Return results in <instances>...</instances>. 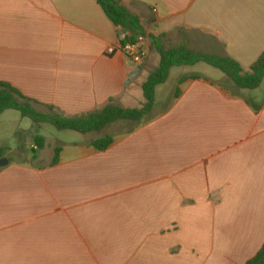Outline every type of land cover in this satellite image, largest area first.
Returning a JSON list of instances; mask_svg holds the SVG:
<instances>
[{
    "label": "crops",
    "instance_id": "crops-1",
    "mask_svg": "<svg viewBox=\"0 0 264 264\" xmlns=\"http://www.w3.org/2000/svg\"><path fill=\"white\" fill-rule=\"evenodd\" d=\"M120 2L147 34L140 65L108 54L119 30L97 0H0V84L38 102L39 112L75 117L111 102L144 103L143 85L161 60L152 36L167 49L229 56L245 70L264 53V0ZM198 65L174 80L204 78L187 80L177 100L113 136L107 150L94 149L89 134L58 138L57 165L47 144L36 160L0 170V264H247L256 256L264 245V81L234 94L223 74ZM13 139L18 146L16 132L0 146L14 151Z\"/></svg>",
    "mask_w": 264,
    "mask_h": 264
},
{
    "label": "trees",
    "instance_id": "trees-1",
    "mask_svg": "<svg viewBox=\"0 0 264 264\" xmlns=\"http://www.w3.org/2000/svg\"><path fill=\"white\" fill-rule=\"evenodd\" d=\"M109 20L127 34L125 40H120L122 45L136 43L139 37H146L145 28L141 18L123 6L120 0H97ZM163 36L151 37L153 48L160 55V65L147 79L143 85L144 104L141 108H123L113 102L100 110L81 115L65 116L57 112L53 107H48L47 113L39 112L35 105L38 102L24 96L19 90L9 84H0V115L9 110L18 111L23 118H28L34 125L49 124L58 131H73L83 135L101 132L108 126L118 122L134 123L135 128L148 123L154 119L151 113L156 106L157 89L164 85L170 78L171 70L175 67L195 66L206 64L219 70L226 78V88L234 94H239L243 90L253 91L262 85L264 81V53L248 69L245 70L241 65L229 56H219L192 50L186 46L166 48L163 44ZM204 76L193 74L183 76L178 80V87L174 99L177 100L181 95L180 86L187 80H198ZM114 138L105 136L91 142V146L97 151L107 150ZM35 148L32 151L33 160L37 159L38 151L46 148V138L37 135L34 139ZM63 147L58 146L54 149L51 166L57 165L60 161V154ZM8 158L11 161V148L7 145L0 146V159ZM247 264H264V245L260 251L247 262Z\"/></svg>",
    "mask_w": 264,
    "mask_h": 264
},
{
    "label": "rangeland",
    "instance_id": "rangeland-1",
    "mask_svg": "<svg viewBox=\"0 0 264 264\" xmlns=\"http://www.w3.org/2000/svg\"><path fill=\"white\" fill-rule=\"evenodd\" d=\"M204 53V52H203ZM208 54V53H207ZM182 69L191 70V68H177L174 70L171 81L167 83V85L161 87V91L159 92V102L157 106H155L154 111L151 113V117H155L163 111L169 105V102L175 96L176 89L178 87L177 79L174 80V77L179 74ZM194 71L202 72V73H210L214 75H221L222 73L219 70L212 68L206 64H199L194 68ZM145 75H143L140 79H145ZM262 89L264 91V83L262 85ZM144 104V103H143ZM143 104L137 108H141ZM40 110V108H39ZM43 110V109H42ZM135 127L134 123L130 122H118L112 124L105 128L101 132H95L88 135L89 139L101 138L105 136H116L118 134L126 133ZM16 132V142H18V146L14 143L15 139L11 141L14 147V151L11 152V159L17 160L24 157H32V151L35 148L34 139L37 135H43L46 138V144L48 146H54V149L58 146H61L58 138L60 140H78L79 133L69 132V131H58L54 126L49 124H41L34 125L32 121L28 118H23L18 111L9 110L0 115V137L9 136V133ZM83 137V136H82ZM18 147V152L15 151L16 147ZM56 145V146H55ZM8 146V145H7ZM10 147V146H9ZM39 153V151H38ZM37 153V155H38ZM54 155V154H53Z\"/></svg>",
    "mask_w": 264,
    "mask_h": 264
},
{
    "label": "built area",
    "instance_id": "built-area-1",
    "mask_svg": "<svg viewBox=\"0 0 264 264\" xmlns=\"http://www.w3.org/2000/svg\"><path fill=\"white\" fill-rule=\"evenodd\" d=\"M144 40V37H139L136 43H128L126 45H122L121 43H119L116 46H111L108 48V54L111 55L116 51H119L123 53L134 64L140 65L146 57V52L142 46Z\"/></svg>",
    "mask_w": 264,
    "mask_h": 264
},
{
    "label": "water",
    "instance_id": "water-1",
    "mask_svg": "<svg viewBox=\"0 0 264 264\" xmlns=\"http://www.w3.org/2000/svg\"><path fill=\"white\" fill-rule=\"evenodd\" d=\"M118 33H119L120 40H125L127 38V34L125 31L119 30ZM141 69H142L141 67H138L135 71H133L129 75L126 85L130 84L131 81H133L137 77ZM9 164H10V160L8 158L0 159V170L7 167Z\"/></svg>",
    "mask_w": 264,
    "mask_h": 264
}]
</instances>
